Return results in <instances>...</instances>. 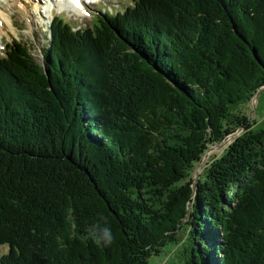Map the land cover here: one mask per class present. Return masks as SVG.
Instances as JSON below:
<instances>
[{
  "label": "trees",
  "instance_id": "16d2710c",
  "mask_svg": "<svg viewBox=\"0 0 264 264\" xmlns=\"http://www.w3.org/2000/svg\"><path fill=\"white\" fill-rule=\"evenodd\" d=\"M51 34L43 64L0 55V264H150L179 226L184 264H264V127L231 112L264 86V0H132Z\"/></svg>",
  "mask_w": 264,
  "mask_h": 264
},
{
  "label": "rangeland",
  "instance_id": "374dc122",
  "mask_svg": "<svg viewBox=\"0 0 264 264\" xmlns=\"http://www.w3.org/2000/svg\"><path fill=\"white\" fill-rule=\"evenodd\" d=\"M24 3L25 0H19ZM54 1V0H52ZM131 0H85V10L83 12H70L64 9L62 15L66 18L73 27L87 26L92 22L95 16L99 15L105 9L114 11L116 7H123L124 3H129ZM26 10H22L20 6L15 5L11 10L12 19L16 26L15 31H10L9 28H4L5 31L0 30L2 37L0 39V55L4 49L5 42H18L28 45L30 52L37 62L44 63V50L49 45L47 44L52 34L48 28V19L46 13H42L45 9V2H37V0H26L24 3ZM28 6V7H27ZM99 8L100 10H97ZM61 9V8H58ZM258 90V92H257ZM256 92L247 99L235 104L231 108L234 115L246 118L251 122L250 129H261L264 127V86L259 87ZM244 125L235 128L234 131L229 132L224 138L209 146V149L204 153L200 161L195 162L194 166L190 169L193 183H196L205 174V166L217 157L223 149L230 144L237 135L243 132ZM148 180H145L146 182ZM189 181L187 178L182 182ZM181 183V182H180ZM146 184H151L150 181ZM161 198L163 196H160ZM161 204V202H160ZM187 219V218H186ZM185 222V219L182 221ZM180 223V225L182 224ZM178 232L179 244H165L161 247L157 255L150 258V264H184V244L187 241L189 230L186 226H179ZM5 247H0V252L4 251Z\"/></svg>",
  "mask_w": 264,
  "mask_h": 264
},
{
  "label": "bare ground",
  "instance_id": "6f19581e",
  "mask_svg": "<svg viewBox=\"0 0 264 264\" xmlns=\"http://www.w3.org/2000/svg\"><path fill=\"white\" fill-rule=\"evenodd\" d=\"M37 2H44V0H37ZM26 3V0L25 2ZM24 3L19 0H0V30L5 31L4 28H9L10 31H15L16 26L12 19V9L15 5L20 6L22 10H26ZM84 3V0H83ZM55 5L58 8H66L69 12H81L82 11V0H56ZM28 7V6H27ZM49 9V7H48ZM42 13H45L42 11ZM51 15V14H50ZM0 33V39L2 37Z\"/></svg>",
  "mask_w": 264,
  "mask_h": 264
},
{
  "label": "clouds",
  "instance_id": "9594fccd",
  "mask_svg": "<svg viewBox=\"0 0 264 264\" xmlns=\"http://www.w3.org/2000/svg\"><path fill=\"white\" fill-rule=\"evenodd\" d=\"M104 238H105V242H106V243H107V242H110L111 239H112L111 235L108 233L107 230H105Z\"/></svg>",
  "mask_w": 264,
  "mask_h": 264
},
{
  "label": "water",
  "instance_id": "95a60500",
  "mask_svg": "<svg viewBox=\"0 0 264 264\" xmlns=\"http://www.w3.org/2000/svg\"><path fill=\"white\" fill-rule=\"evenodd\" d=\"M257 92H258V90H257Z\"/></svg>",
  "mask_w": 264,
  "mask_h": 264
}]
</instances>
